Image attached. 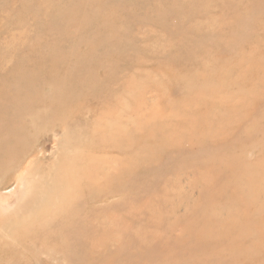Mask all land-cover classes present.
<instances>
[{"label":"rangeland","instance_id":"rangeland-1","mask_svg":"<svg viewBox=\"0 0 264 264\" xmlns=\"http://www.w3.org/2000/svg\"><path fill=\"white\" fill-rule=\"evenodd\" d=\"M0 264H264V0H0Z\"/></svg>","mask_w":264,"mask_h":264},{"label":"bare ground","instance_id":"bare-ground-1","mask_svg":"<svg viewBox=\"0 0 264 264\" xmlns=\"http://www.w3.org/2000/svg\"><path fill=\"white\" fill-rule=\"evenodd\" d=\"M240 232H241V231H240ZM246 232H247V231H246ZM246 235H248V232H247V234H245V236H246Z\"/></svg>","mask_w":264,"mask_h":264}]
</instances>
